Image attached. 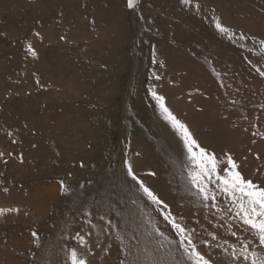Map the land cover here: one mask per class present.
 <instances>
[{
    "label": "rangeland",
    "instance_id": "374dc122",
    "mask_svg": "<svg viewBox=\"0 0 264 264\" xmlns=\"http://www.w3.org/2000/svg\"><path fill=\"white\" fill-rule=\"evenodd\" d=\"M262 41L264 0H0V209H18L0 216V264H192L162 210L211 264L264 253L216 185L205 201L191 184L152 95L264 187Z\"/></svg>",
    "mask_w": 264,
    "mask_h": 264
},
{
    "label": "snow or ice",
    "instance_id": "6c2138e0",
    "mask_svg": "<svg viewBox=\"0 0 264 264\" xmlns=\"http://www.w3.org/2000/svg\"><path fill=\"white\" fill-rule=\"evenodd\" d=\"M184 3H189L190 0H183ZM138 0H127V6L134 8ZM216 28L222 34H227L229 39H232V33L229 29L223 27L219 22L216 23ZM240 39H245L241 36ZM264 44V41L261 42ZM31 54L36 55L35 51L30 48ZM264 75V72L261 73ZM158 78V77H157ZM153 98L159 105L160 111L164 114V119L169 121L172 127L181 135L184 145L189 153V160L193 166L189 171L191 184L198 189L199 194L203 196L205 201L211 199L216 200L217 193L213 191L209 184L216 185L220 193L226 195L229 202L234 206L235 216L244 225H247L259 239L261 248H264V187L255 184L253 181L246 179L240 171L238 165L233 161L232 157H228V167L221 169L220 161L217 160L214 154L208 153L206 149L201 147L193 138L188 127L182 123L177 117L165 106L164 97L152 93ZM2 155V153H0ZM128 174L134 180L137 179L131 165H128ZM217 181L219 183L217 184ZM140 183V188L143 193L154 204L163 205L161 201L143 182ZM167 208V205H163ZM212 207H216L213 203ZM18 209H0V216L8 212H16ZM232 211V209H229ZM164 219L168 221L172 229L180 237V246L184 249V253L192 264H211V260L206 258L204 254L197 250V245L194 243V230L186 229L182 224L178 223L171 213H163ZM158 235L164 236L159 229H155ZM36 233H33L35 236ZM232 235H236L235 232ZM215 239V236H213ZM185 241L187 243H185ZM202 243H207L206 241ZM249 245L246 243L244 248L239 252V256L245 261L250 260V264H264V253L248 251ZM72 264H86L84 259H78L75 251L71 252Z\"/></svg>",
    "mask_w": 264,
    "mask_h": 264
},
{
    "label": "bare ground",
    "instance_id": "6f19581e",
    "mask_svg": "<svg viewBox=\"0 0 264 264\" xmlns=\"http://www.w3.org/2000/svg\"><path fill=\"white\" fill-rule=\"evenodd\" d=\"M22 215H24V213L22 214ZM9 216H10V214H9ZM13 216H14V214H13ZM27 216V215H26ZM12 217V216H11Z\"/></svg>",
    "mask_w": 264,
    "mask_h": 264
}]
</instances>
